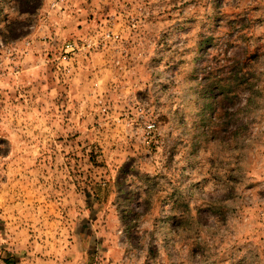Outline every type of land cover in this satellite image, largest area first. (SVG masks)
I'll list each match as a JSON object with an SVG mask.
<instances>
[{
	"label": "rangeland",
	"instance_id": "374dc122",
	"mask_svg": "<svg viewBox=\"0 0 264 264\" xmlns=\"http://www.w3.org/2000/svg\"><path fill=\"white\" fill-rule=\"evenodd\" d=\"M0 264H264V0H0Z\"/></svg>",
	"mask_w": 264,
	"mask_h": 264
},
{
	"label": "trees",
	"instance_id": "16d2710c",
	"mask_svg": "<svg viewBox=\"0 0 264 264\" xmlns=\"http://www.w3.org/2000/svg\"><path fill=\"white\" fill-rule=\"evenodd\" d=\"M203 59L205 60H203L202 71L204 74H207V84L204 87L205 91L211 93L216 91L218 93L217 102L219 103L232 95L236 96L237 90L246 83L244 82L243 74L238 71L239 62L237 59L232 64H227L228 60H224V65H220L219 61H211L206 55ZM216 71L220 73L219 76H213Z\"/></svg>",
	"mask_w": 264,
	"mask_h": 264
}]
</instances>
